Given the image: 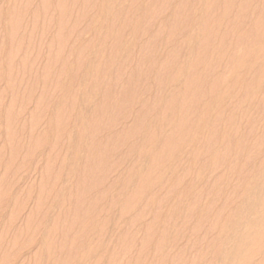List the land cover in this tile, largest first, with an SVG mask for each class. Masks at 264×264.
Wrapping results in <instances>:
<instances>
[{"label":"rangeland","instance_id":"1","mask_svg":"<svg viewBox=\"0 0 264 264\" xmlns=\"http://www.w3.org/2000/svg\"><path fill=\"white\" fill-rule=\"evenodd\" d=\"M110 1L0 0V264H225L256 217L242 193L264 182V0ZM205 31L217 34L206 68L194 63ZM255 42L256 64L236 69ZM204 70L192 100L185 81ZM174 96L205 121L184 144L161 112ZM152 122L155 149L141 132ZM161 135L179 150L170 162ZM92 161L104 168L88 179Z\"/></svg>","mask_w":264,"mask_h":264},{"label":"bare ground","instance_id":"2","mask_svg":"<svg viewBox=\"0 0 264 264\" xmlns=\"http://www.w3.org/2000/svg\"><path fill=\"white\" fill-rule=\"evenodd\" d=\"M113 1H115V0H113ZM120 1V0H119ZM204 0H202V2H203ZM206 1V0H205ZM205 1H204V4H205ZM189 0H182V9L184 8V7H190L189 6ZM116 3V2H115ZM119 4V3H118ZM108 5L112 8V7H116V6H114L115 4H114V2L112 3V0L110 1V2H108ZM153 10L154 11H152L151 12V17H153V14L155 15V13H153V12H155L156 11V8L154 9L153 8ZM149 11H151V10H149ZM206 12V11H205ZM153 13V14H152ZM209 14V13H208ZM208 14H206L208 17H209V15ZM147 16H149V15H147ZM182 17V16H181ZM182 18H180L179 19V21H176V27H175V29H173L174 30V32H175V34L177 33V31H178V33L180 32L179 30H181L183 27H185V25L187 26V24H188V22L186 21V22H183L182 20H181ZM203 19V18H202ZM182 21V22H181ZM184 23H186V24H184ZM131 24H132V28H133V31L135 32L137 29H138V27H139V23L138 24H136V23H134V20L133 21H131ZM208 24V23H207ZM208 26H209V24H208ZM173 27V28H174ZM184 29V28H183ZM116 30V29H115ZM113 31V30H112ZM111 31V32H112ZM117 31V30H116ZM182 31V30H181ZM118 32V31H117ZM116 32V33H117ZM114 33V32H113ZM258 34H259V36H260V38L262 39V40H264V18H263V21H262V23H260L259 24V27H258ZM114 35V34H113ZM216 35L217 34H214V35H210V34H208V32L207 31H205V32H203V33H200V35H198L200 38L198 39V37H197V39L198 40H201V45H199L200 46V48L198 49V51H196V52H198L197 53V58L195 59V62L194 63H197V64H202L203 63V66H204V68H206L207 66L206 65H208L209 64V61H211V58H212V49H213V41H214V39L216 38ZM192 37V36H191ZM194 37V36H193ZM194 39V38H193ZM192 38L190 39H188L190 42H187L188 44L189 43H191V41L193 40ZM196 40V39H195ZM197 40V41H198ZM200 42V41H199ZM198 43V42H197ZM196 44V43H195ZM115 45H116V49H118L119 47H120V45L121 44H118V43H115ZM114 45V46H115ZM119 45V46H118ZM123 45V44H122ZM113 46V47H114ZM198 46V45H197ZM250 46V48H246L245 46H244V49H243V51L244 52H247V54H248V57L247 58H245V59H242L240 56L237 58V60H236V62H235V64H236V69H241V68H245V67H247L248 65H250V66H252V65H255L256 64V62H257V57L256 56H254L253 55V52L254 51H256L257 49H258V46H259V42H255V44H253L252 46L251 45H249ZM154 48V47H153ZM115 49V50H116ZM120 49V48H119ZM196 49V48H195ZM193 50V49H192ZM117 52L119 51V50H116ZM115 51V52H116ZM112 52H114V51H112ZM115 52H114V54H115ZM154 52V51H153ZM195 52V53H196ZM116 54H118V53H116ZM147 55H149V54H147ZM145 56V55H144ZM170 56L171 57H173L172 55H169V57H168V59H167V57H166V59H167V63H168V65L169 64H171L172 66H173V68L171 69L172 71H173V69L174 70H177L179 67H177V61L176 62H174L172 59L173 58H170ZM114 57H116V56H114ZM113 56L111 57V59L112 58H114ZM117 58V57H116ZM142 59H144V60H141V61H143V63H144V66L145 65H147V64H145V63H150V64H153L154 62H153V59H152V56H150V59L149 58H143L142 57ZM166 63V64H167ZM205 64V65H204ZM149 65V64H148ZM165 65V64H164ZM167 65V66H168ZM171 65H169V66H171ZM175 68H177V69H175ZM170 70V69H169ZM182 70V69H181ZM171 71V72H172ZM183 72V71H180V69H178L177 70V72ZM174 72V71H173ZM205 72H207L206 74H204ZM259 72V71H258ZM179 74V73H178ZM208 74H210V72L208 73V70H204V72H201L200 74H197L196 76H194V77H189L188 79H187V82L185 81V83L187 84V94L188 95H190L191 96V98H192V100H198L201 96V94H204V92H206V87H207V81H208V76H210V75H208ZM263 74V73H262ZM262 74H261V71L258 73V74H256V75H258L257 77L255 76V78H256V80H258V81H253L254 82V85L252 86L253 88H258V86H259V80L260 79H262ZM177 75V74H176ZM179 77V75H177V78ZM128 82V81H127ZM224 82V81H223ZM185 84V85H186ZM126 85H128V84H126ZM123 87V86H122ZM123 88H126V87H123ZM253 88H252V90H253ZM127 90L125 91V90H123L124 91V94H125V96H124V100L126 101V100H130V98L131 97H134V96H136V95H134V88H133V86H132V83H130L129 85H128V87L126 88ZM136 90V89H135ZM254 90H256V89H254ZM108 94H107V99L105 98V100L107 101L106 103H105V100H104V103L107 105L106 106V109H108L107 107H110V106H112L113 104H114V98L112 97V94L110 93V92H107ZM213 94V95H212ZM131 96V97H130ZM180 98V97H179ZM211 98H212V100H214V102H216L217 100H219V98H220V96H219V92H216V91H213V92H211ZM178 100V96H174L173 98H172V100H171V102L169 103V104H167L164 108L165 109H162L161 108V112H162V110L164 111V114L166 113L167 115L168 114H170V119H171V116L173 117V126H172V128H174L173 129V131H174V133L173 134H179L180 136L182 135V133L183 132H185V133H188V136H187V138H185L186 140H183V144L186 142V141H191L192 140V137H194L193 136V134H195V131L194 130H196L197 129V127L199 126V124H201L202 123V125H203V123H205V121L204 120H202V119H192V121H191V119L189 120V118L187 117V115H186V110L187 109H190V107L193 105V103H192V101L190 100L189 102H181L182 101V99H181V101H179ZM126 103H127V101L125 102V104L124 105H126ZM181 105H180V104ZM183 103V104H182ZM115 105V104H114ZM150 106V105H149ZM105 108V107H104ZM117 108H118V106H117ZM116 108V109H117ZM155 108V107H154ZM115 109V110H116ZM118 110H120V107H119V109ZM121 110H122V108H121ZM210 112H211V110H213V106H211L210 107ZM105 112V111H104ZM117 112V111H116ZM213 112V111H212ZM12 113H14V112H11L10 114H9V123H10V121H12L13 120V118H12ZM163 113V112H162ZM181 113H183L182 115H181ZM163 114V115H164ZM165 114V115H166ZM166 115V116H167ZM14 116V115H13ZM169 116V115H168ZM167 116V117H168ZM164 117V116H163ZM165 118V117H164ZM169 118V117H168ZM12 119V120H11ZM157 121H159V120H157ZM13 122V121H12ZM93 122V121H92ZM144 122H147V120H145ZM144 122H142V124L144 123ZM94 126H95V124H96V126H97V123H99V121H98V119H94ZM149 123V122H148ZM148 123H146L145 125H144V128H143V130H141V129H139V131L138 132H140V130H141V132L144 134V136L146 137V140L149 142V144L153 147L155 144H156V141H158L159 140V138H157V140H156V137H158L159 135H154V133H155V130H156V125H158L157 123H154V122H152V123H150V124H148ZM153 124V125H152ZM147 125H149V127L151 126V128L149 129V130H147ZM205 125V124H204ZM203 125V126H204ZM137 127V126H136ZM135 127V128H136ZM199 128H201V127H199ZM197 129V131H199L200 129ZM136 130L134 129V134L136 133ZM157 131V130H156ZM137 132V133H138ZM140 132V133H141ZM194 132V133H193ZM141 133V134H142ZM155 134H157V132L155 133ZM198 134V133H197ZM196 134V135H197ZM195 135V136H196ZM166 136V135H165ZM160 137V136H159ZM161 137L163 138V136L161 135ZM164 140H162L161 142H163V146H162V148H161V150H158V153H157V158H158V160H160V162L162 163H164V162H170V161H172V158L174 157V154L176 153V152H178V151H176L175 150V146H174V140H173V135H170V136H167V137H164L163 138ZM123 140V139H122ZM160 141V140H159ZM238 143H239V141H238ZM95 144V143H94ZM93 144V145H94ZM97 144H95L94 145V149L92 150L93 151V156H94V158L96 157V155L100 152V150H99V152H97L98 151V146L97 147H95ZM157 145V144H156ZM209 145H212L213 146V143L211 144H209ZM107 146V145H106ZM108 146H111L110 144L108 145ZM212 146H210V147H212ZM100 147V146H99ZM151 147V148H152ZM209 147V146H208ZM207 147V148H208ZM101 148V147H100ZM99 148V149H100ZM154 148V147H153ZM155 149V148H154ZM92 151H91V153H92ZM176 151V152H175ZM176 155V154H175ZM99 156V155H98ZM92 157V156H91ZM97 158V157H96ZM92 159H93V157H92ZM94 160V159H93ZM94 161H96V160H94ZM159 162V163H160ZM89 163V162H88ZM96 163V165H98L97 164V162H95ZM94 163V164H95ZM93 164V161H92V164H89L88 165V167H87V173H85L86 175V177L88 176L87 174H91L92 172H98L99 171V168H100V170L102 169V168H104V167H99V166H96V165H94ZM87 165H85V167H86ZM154 166V165H153ZM94 167L96 168L94 171H93V169H94ZM99 167V168H98ZM155 167H156V165L154 166V169H155ZM255 168V170H253V172L255 171V173L257 172V173H260V171H261V169H260V167H257V166H254ZM93 168V169H92ZM98 168V169H97ZM98 170V171H97ZM103 170V169H102ZM257 170V171H256ZM85 171V170H84ZM89 171H92V172H89ZM93 174V173H92ZM95 174V173H94ZM90 176V175H89ZM91 177V176H90ZM90 177H87L88 179L90 178ZM88 179H86V180H88ZM84 183V182H83ZM83 183H81V186L83 185ZM86 183V182H85ZM85 185H87V184H85ZM79 186H80V183H79ZM85 187V186H84ZM82 188H83V186H82ZM87 188V187H86ZM80 189H81V187H80ZM81 190H83V189H81ZM242 209H246V210H252V209H254L255 208V210H256V217H255V219L253 220V221H251L250 222V224H249V228L247 229V230H245L243 233H241L240 234V236H238V237H241L240 238V240H239V242L237 243V244H232L228 249H226L227 251H226V259H225V264H264V261L263 262H260V263H255L254 261H253V257H254V255L255 254H261V253H263L264 252V182H263V184H262V187H261V191H260V193H259V195H255V194H252L251 192H249V191H244L243 193H242ZM136 198V197H135ZM130 201L131 200H128L127 201V203L128 204H130ZM263 204V205H262ZM240 205V206H241ZM256 205H259V210H257V208L255 207ZM239 210H241V207H240V209ZM89 213L87 212V215H88ZM79 217V216H78ZM80 218V217H79ZM78 218V219H79ZM88 222V221H87ZM52 235V231H49L48 232V236L47 237H49V238H51L50 237V235ZM87 237V236H86ZM150 237V236H149ZM48 239V238H47ZM87 239V238H86ZM150 239V238H149ZM47 241V240H46ZM49 241V240H48ZM47 241V242H48ZM46 242V243H47ZM51 242V241H50ZM85 245V244H84ZM250 248H251V250H250ZM219 252V251H218ZM221 252H219V253H215V254H220ZM69 256H71V255H69ZM75 257V256H74ZM74 257H73V260H74ZM78 257V258H77ZM76 258L77 259H79V255L77 256ZM70 258V257H69ZM76 260V259H75ZM68 261H70V260H68ZM72 261V260H71ZM70 261V262H71ZM73 263V262H72Z\"/></svg>","mask_w":264,"mask_h":264}]
</instances>
